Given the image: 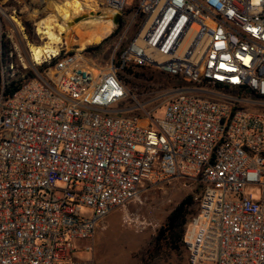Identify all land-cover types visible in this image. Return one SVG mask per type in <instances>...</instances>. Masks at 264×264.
I'll list each match as a JSON object with an SVG mask.
<instances>
[{"label":"built area","instance_id":"1","mask_svg":"<svg viewBox=\"0 0 264 264\" xmlns=\"http://www.w3.org/2000/svg\"><path fill=\"white\" fill-rule=\"evenodd\" d=\"M95 2L122 13L121 41L135 33L118 67L78 49L11 98L1 88L0 264H93L76 260L75 240L93 239L146 184L177 182L197 188L189 264H264V112L245 103L264 104L209 95L222 86L264 99V0ZM22 25L0 5L1 62L15 35L27 40ZM129 64L182 83L162 119L120 108Z\"/></svg>","mask_w":264,"mask_h":264},{"label":"rangeland","instance_id":"2","mask_svg":"<svg viewBox=\"0 0 264 264\" xmlns=\"http://www.w3.org/2000/svg\"><path fill=\"white\" fill-rule=\"evenodd\" d=\"M7 13L15 18L23 20V28L27 40L18 35L14 36L18 50L11 59L8 67L1 69V88L12 79H24L27 74L39 72L43 65H36L31 60L29 46H39L46 41L37 32V24L50 14L51 0H0ZM14 10L16 14H14ZM40 13L36 25H24L25 20L32 19ZM101 11V10H100ZM117 35L112 30L105 36L100 44L85 47L86 53L92 60L102 67H108L113 61L115 64L129 43L134 39L135 33L131 31L122 41L120 31ZM83 32V31H82ZM74 39V40H73ZM67 42V40H64ZM76 42V43H75ZM82 37L74 31L68 45H63L60 55L64 52L75 53L81 49ZM79 43V44H78ZM99 47L96 52H89V48ZM50 63V64H49ZM134 65V64H129ZM13 66V69L11 68ZM138 76H129L124 71L119 73V79L125 84L129 91V97L120 108L128 107L131 114L146 119L148 115L155 119H162L165 114L166 101L182 87V83L175 78L169 77L153 66H145L144 69H135ZM40 73V72H39ZM122 75L124 78H120ZM126 79V81H125ZM209 94L215 99L228 102L229 99L238 98L231 91H212ZM248 102H259L264 104V99L257 97L254 93L245 98ZM244 100V98L242 99ZM245 107L251 111L264 112V106L245 103ZM197 193L196 186L189 183L177 182L171 185L146 184L139 201L132 203L126 209H119L111 213L105 220L104 229L100 228L91 240H75L73 246L77 261L93 264H144L143 255L158 230L166 223L170 213L188 196ZM196 210V206L193 207ZM138 218L143 226L133 227L126 217ZM192 216V215H191ZM125 237V238H124ZM130 238V239H129ZM89 250V251H87ZM152 264H189L188 256L165 255Z\"/></svg>","mask_w":264,"mask_h":264},{"label":"bare ground","instance_id":"3","mask_svg":"<svg viewBox=\"0 0 264 264\" xmlns=\"http://www.w3.org/2000/svg\"><path fill=\"white\" fill-rule=\"evenodd\" d=\"M50 9V14L37 24V32L46 42L29 46L31 60L36 65L57 57L62 46L71 41L74 31L82 37L81 50L100 44L111 32L110 21H103L96 16L99 7L95 0H51Z\"/></svg>","mask_w":264,"mask_h":264},{"label":"trees","instance_id":"4","mask_svg":"<svg viewBox=\"0 0 264 264\" xmlns=\"http://www.w3.org/2000/svg\"><path fill=\"white\" fill-rule=\"evenodd\" d=\"M24 25L31 26V24L25 20ZM119 33V30L114 32L115 35ZM99 47L89 48V52H96ZM74 54V53H70ZM121 53L119 54L120 57ZM63 55L53 60L50 65H43L39 68L40 73L46 72L50 67L56 65L61 60ZM11 63V59L5 53L2 62L0 61V72L2 67L6 68ZM118 67L120 65L119 59L115 63ZM144 69L142 66L128 65L123 71L129 76H138L135 69ZM35 77V74H27L24 79L15 78L5 85L4 97L6 99L11 98L26 82ZM171 77V76H169ZM120 78H124L120 75ZM172 78V77H171ZM173 79V78H172ZM126 81V79H125ZM218 89H224L222 86H218ZM0 91H1V77H0ZM235 96L240 98H247L250 94L254 93L260 98L259 94L249 89H229ZM195 206L194 196L186 197L168 216L166 223L158 230L156 236L152 239L150 244L143 255L144 264H152L154 261L163 258L165 255H178L184 257L188 256V251L184 243V235L186 225L189 217L196 214V210H193Z\"/></svg>","mask_w":264,"mask_h":264},{"label":"water","instance_id":"5","mask_svg":"<svg viewBox=\"0 0 264 264\" xmlns=\"http://www.w3.org/2000/svg\"><path fill=\"white\" fill-rule=\"evenodd\" d=\"M96 16L103 21H110L112 25V30H117L122 23V13L121 12H102L98 11Z\"/></svg>","mask_w":264,"mask_h":264}]
</instances>
